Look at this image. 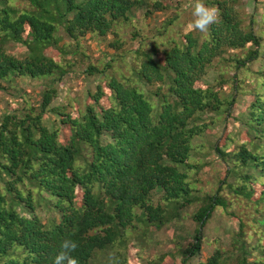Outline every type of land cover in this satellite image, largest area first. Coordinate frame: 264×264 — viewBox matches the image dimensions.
I'll return each mask as SVG.
<instances>
[{"label":"trees","instance_id":"16d2710c","mask_svg":"<svg viewBox=\"0 0 264 264\" xmlns=\"http://www.w3.org/2000/svg\"><path fill=\"white\" fill-rule=\"evenodd\" d=\"M189 1L195 0H0V91L26 79L44 86L38 98L17 92V104L0 109V264H52L65 238L78 244L73 255L79 264H108L110 254L119 264H130L129 236L137 226L160 230L200 203L192 242L184 246L189 240L179 236L168 252L180 264H190L202 255L203 230L215 211L236 216L226 212L229 199L220 192L225 188L253 199L247 189L258 179L240 170L264 173L260 142L250 144L256 149L244 144L229 153L215 146L227 166L226 180L216 194L203 197L196 194L192 175H200L203 165L192 153L208 127L199 120L202 114L230 112L235 102L203 88L215 59L245 50L237 68L258 62L256 75L264 87V17L257 22L258 0L251 14L242 0H204L219 17L206 33L184 35L179 16L166 17L147 52L141 29L128 39L118 32L133 24L139 11L146 19L182 10ZM168 33L183 35L184 46L167 47ZM88 35L114 53H102L94 62L84 58L85 104L54 105L65 76L76 73V63L65 56L78 55ZM133 41L135 49L123 50ZM12 45L23 47L24 55L11 53ZM249 116V135L263 140L264 91L256 93ZM61 125L69 130L66 142L60 139ZM235 180L243 185H233ZM260 196L263 206H253L250 223L264 226V190ZM246 226L241 219L232 235L237 264H251V249L264 254L259 243L249 245ZM225 254L217 248L198 264H226Z\"/></svg>","mask_w":264,"mask_h":264},{"label":"rangeland","instance_id":"374dc122","mask_svg":"<svg viewBox=\"0 0 264 264\" xmlns=\"http://www.w3.org/2000/svg\"><path fill=\"white\" fill-rule=\"evenodd\" d=\"M258 2L256 20L259 23L264 17V0H258ZM194 3L195 1H189L184 5L182 10L175 11V9H171L165 13H156L154 16L147 17L146 19H143V11H139L135 16L136 19L133 24L119 28L118 32L121 33L124 39H128L129 34L134 33V30H138L139 32L142 30V33H144L148 40V43L143 46V52H147L152 48L151 44L158 40V29L166 17H171L172 15L179 16V21L183 22L181 24L185 28L182 30L183 34L186 35L191 32L192 29L188 28V24L193 20L192 11ZM242 3L246 6L249 14L257 6L254 0H242ZM188 7L189 11L184 12V9ZM167 37L170 38L167 42L164 37L167 47L171 43L178 44L181 47L185 44L183 35L168 33ZM80 46L78 55L69 54L65 56L68 61L76 63V73H70L65 76L58 87L59 95L54 105L67 104L70 101H72L73 105L77 104L76 106L79 103H82L81 105L85 104L89 85L82 75L84 58L88 57L90 61L94 62L102 57V53H114L106 49L105 42H100L90 35L80 42ZM137 46V41H133L130 44L125 43L123 50L135 49ZM9 49L11 53L18 57H22L25 52L24 48L18 45H12ZM74 50H76L75 45L69 50V53ZM246 53L245 50H229L222 57L215 59L206 76H204L207 86L203 87L201 85L204 89L207 87L213 88L225 102L231 101L232 98L235 99V102L230 112H226L222 108L216 112L207 111L199 118L202 124L208 126L205 128L204 133L195 140L196 149L192 153L193 161L196 164L203 165L200 175H198L199 173H192L197 184L195 185L196 194L200 197L206 194H216L218 188L222 187V180L227 175V166L217 156L214 150L215 146L219 145L229 153L244 144L249 145L250 149H253L255 148L254 145L251 146L250 144L252 142H260L263 145H261L260 151L264 152V139L257 141L248 133L250 128L247 123L250 119L251 106L255 101L256 93H262L264 87L260 75H256L259 68L258 62L249 63L244 68H237V60H243L246 57ZM57 55L53 53L54 57H57ZM116 59L120 60V56L116 57ZM118 67L123 69L124 65L119 64ZM94 83L96 85V80ZM43 90L44 86L40 82L26 79L25 82L17 84L8 92L0 91V109H9L15 106L19 100V97L15 95L17 92H28L33 98H38ZM73 108H70L69 111L77 114V111H73ZM60 130V139L62 142H66L69 130L62 125L60 126ZM247 168H242L240 174H248L258 179L257 182H251L250 187L247 189L253 192V199L235 196L225 188L220 192L229 199V208L226 212L235 214L236 216H228L222 210L215 211L208 225L203 230L202 255L200 259L191 261L190 264H198L200 261H205L217 248L226 251L225 257L228 260L226 264H237L233 262L236 250L234 251L233 248L232 235L238 231V224L241 219L247 223L245 232L249 245L259 243L264 247V226H259L260 224L258 225L257 223L252 225L250 223L255 213L253 206L258 203H260V206H263L260 202V193L264 190V173L260 170H249ZM232 183L237 187L243 185L242 180H235ZM199 207H201L200 203L192 206L180 219L160 230L154 227L145 229L143 226H137L136 230H133L129 236L127 252L130 264H180L181 259L170 258L168 252L172 251L174 240L175 238L179 240V236L189 240V242H182L184 246L192 242L191 238L194 235V230L197 228L193 216ZM41 215L45 216L47 214L44 212ZM250 252L249 263L260 262L264 264V254H254L253 249Z\"/></svg>","mask_w":264,"mask_h":264},{"label":"clouds","instance_id":"9594fccd","mask_svg":"<svg viewBox=\"0 0 264 264\" xmlns=\"http://www.w3.org/2000/svg\"><path fill=\"white\" fill-rule=\"evenodd\" d=\"M192 16L193 20L188 24V28L201 33H206L211 25L219 21L217 9L207 6L204 0H195ZM77 247L78 244L71 239L62 240L52 264H79L78 259L73 255ZM108 264H119V259L115 254L109 255Z\"/></svg>","mask_w":264,"mask_h":264}]
</instances>
